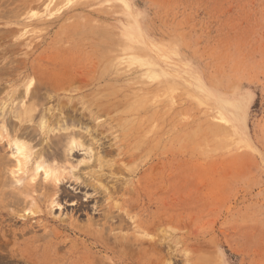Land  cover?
Listing matches in <instances>:
<instances>
[{"label":"rangeland","instance_id":"374dc122","mask_svg":"<svg viewBox=\"0 0 264 264\" xmlns=\"http://www.w3.org/2000/svg\"><path fill=\"white\" fill-rule=\"evenodd\" d=\"M0 4V156L18 117L32 147L28 165L0 172V264H104L111 256L77 232L89 224L109 244L122 234L161 241L153 254L165 263L171 237L174 264H264V0ZM70 137L92 140L94 158L111 148L103 160L121 171L92 179L94 158L65 163ZM55 152L83 182L82 207L52 206L54 186L37 200L49 182L34 176L35 161ZM107 204L128 211L122 230L101 229ZM147 219H160L157 230L135 231Z\"/></svg>","mask_w":264,"mask_h":264},{"label":"bare ground","instance_id":"6f19581e","mask_svg":"<svg viewBox=\"0 0 264 264\" xmlns=\"http://www.w3.org/2000/svg\"><path fill=\"white\" fill-rule=\"evenodd\" d=\"M2 5V4H0ZM10 11V9H9ZM1 16V15H0ZM3 16V14H2ZM4 17V16H3ZM23 64V63H22ZM11 69V68H10ZM6 70V69H5ZM1 71V70H0ZM33 72V70H31ZM10 73V72H9ZM14 73V72H13ZM49 77V76H48ZM2 78V77H1ZM33 79V77H32ZM83 80V79H82ZM64 83L62 82H59V83H56L55 86H53V89H58L59 87H62ZM36 88V87H35ZM68 89V88H67ZM71 89V88H70ZM27 91V90H26ZM31 91H27L25 93V95H27L28 97L31 96ZM34 91H32V94ZM18 95V94H17ZM20 95V93H19ZM111 95V94H110ZM16 99V98H15ZM98 101V100H97ZM95 102V101H94ZM16 104V103H15ZM103 104V103H102ZM105 104V103H104ZM40 105V104H39ZM96 105V104H95ZM58 106V105H57ZM89 106V105H88ZM98 106V105H97ZM111 106V105H110ZM116 106V105H115ZM61 107V106H60ZM101 107V106H100ZM36 108V107H35ZM27 107H25L24 111H22V108H21V113L22 115L20 114V116H24L25 114H28L29 113V109H27ZM56 109V108H55ZM91 109V108H90ZM93 110V109H92ZM12 111V110H11ZM85 111V110H84ZM99 111H102V110H99ZM107 111V110H106ZM19 112V113H20ZM86 112V111H85ZM116 112V111H115ZM113 112V113H115ZM43 113V112H42ZM24 114V115H23ZM72 114V113H71ZM75 114V113H74ZM99 114V112H98ZM105 115V114H104ZM93 116V115H92ZM44 117V116H43ZM55 116L52 114L51 116H49V119H53ZM94 117V116H93ZM97 117V116H96ZM19 119H17L19 122L17 123H14V127L12 128L14 131V133L12 134L13 137L8 139L7 142L5 143L7 145V147L9 148L10 151L9 152V155L3 158H1L2 156H0V172L3 173V175L5 174L6 171H4V169L6 168L7 169V166L6 164H8V162H13V167H15V170H11L9 167V169L11 170L10 173L11 174H15L16 172H18L19 170L22 169V167H24V165H26V163L28 162L29 158L32 156V151H31V146L29 147V145L21 140L20 137H23V129H26V127L23 125V123L21 124V119L20 117H18ZM16 120V119H15ZM44 120V119H43ZM31 121V120H30ZM57 121V120H56ZM107 121V120H106ZM103 125V124H102ZM113 125V124H112ZM37 126V125H36ZM94 126V125H93ZM41 129H45L46 132H52L54 129L52 127H50L49 125H47L46 121H43L42 122V125H41ZM92 127V126H91ZM44 131V130H43ZM57 131V130H56ZM5 132V131H4ZM7 132V131H6ZM85 132V131H84ZM11 133V132H10ZM6 134V133H5ZM29 134V133H28ZM9 135V134H8ZM68 135V134H67ZM71 135H74V134H69V136ZM89 135V134H88ZM26 136V135H25ZM31 136V135H30ZM46 136V135H45ZM58 136V135H57ZM91 136V134H90ZM71 139L68 141V144L66 145V148L64 149L65 152H63L64 157L63 159L65 160V163L67 162L68 164L72 165L73 163L76 164V165H81L83 162H84V159L86 161H90L89 159L91 158L93 160L94 158V151L91 149L92 147H90V145H92V140H89L90 142L88 143V145H84L83 142H77L75 140V138L73 137H70ZM87 140V139H86ZM126 140V138H125ZM88 141V140H87ZM107 143V142H106ZM63 144V143H62ZM61 144V145H62ZM3 146V145H2ZM2 146L0 147V150H2ZM61 147V146H56V149L58 150V148ZM121 147V146H120ZM53 148V147H52ZM44 149L45 148H41L40 151H36L35 153H33L34 157H40L41 155H44L43 152H44ZM61 149V148H60ZM55 150V151H57ZM63 150V149H62ZM61 150V151H62ZM63 150V151H64ZM97 150V148H96ZM100 150V151H99ZM118 150V148L116 149V151ZM81 153L83 152L82 155H80L81 153H78L80 152ZM2 152V151H0ZM93 152V153H92ZM101 152L102 155H97L92 164L93 166H96L94 172L92 173H87L86 175H88L90 178L92 179H95L94 177H96V174L98 176V174H100L101 176H104V173H101V171H103L105 168H107L109 174H113L115 172L114 169L116 170L117 174L119 173V171H121L122 168L120 167H116L111 163V161L109 160H103L104 159V156H110L112 155L113 153V150L111 148H108V147H102L100 149H98V152L99 153ZM118 153V152H116ZM2 154V153H1ZM0 154V155H1ZM61 154V153H60ZM59 152H55L54 155H52L53 157V161H51L50 163H46L41 162L40 161H35V167H34V176L38 175L39 173L43 176V179L46 180V182H49V183H41L39 185V187L36 185V188L39 190V188H41V198H38V202L40 204H43L46 200H48L51 196L50 194V188L52 186L55 187V191H54V196L50 199V203L52 204V206H55L56 209L59 208V206H61V201H66L67 202V205L68 206H74L75 208L76 207H82V203L86 200V199H82V197H86V194L87 191L85 190V188L83 187L82 183L83 182H80V181H77L79 178H78V175H75L77 177H74L71 175V177H67L65 176V174L63 173V170L66 169V166H61V164L59 165L58 164V161H55L57 159L59 160H62V157L60 156ZM125 154V153H124ZM115 155V154H114ZM126 155V154H125ZM4 156V155H3ZM77 156H79V158H76ZM82 156V157H81ZM116 156V155H115ZM132 154H129V157H131ZM32 157V158H34ZM45 157V156H44ZM51 155H48L47 154V158L50 159ZM61 158V159H60ZM9 159V160H7ZM35 159V158H34ZM42 159V158H41ZM55 159V160H54ZM5 160V162H4ZM33 160V159H32ZM63 160V161H64ZM91 160V161H92ZM111 160V159H110ZM113 161V160H112ZM28 165V163H27ZM87 165V164H86ZM116 165V163H115ZM6 166V167H5ZM2 167H5L2 169ZM12 167V169H13ZM27 167V166H26ZM116 167V168H115ZM71 168V167H69ZM25 169V168H24ZM27 169V168H26ZM25 169V170H26ZM89 169V168H88ZM90 170V169H89ZM93 170H94V167H93ZM3 171V172H2ZM73 172V171H71ZM24 173V172H23ZM9 173L6 172V175H8ZM1 175V174H0ZM1 175V177L3 176ZM5 175V176H6ZM20 175V174H19ZM98 176V177H101V176ZM9 176V175H8ZM41 177V176H40ZM72 177L74 178V181H72ZM33 178V177H32ZM71 178V179H70ZM10 179V178H9ZM113 179V178H112ZM111 180V179H109ZM4 181L6 182V180L4 179ZM95 181V180H94ZM100 181V180H99ZM1 182V180H0ZM12 182V181H11ZM30 182V181H29ZM36 182V181H35ZM18 183V181H17ZM123 184H126L125 182L122 183ZM6 185V184H5ZM8 185V184H7ZM20 185V184H18ZM35 186V184H33ZM85 185V184H84ZM92 184L90 183V186ZM110 185V184H109ZM120 186L119 189H124V191L126 190V187L125 186ZM89 186V185H88ZM32 189H33V186H31ZM35 188V187H34ZM36 189V190H37ZM93 189H96V188H93ZM8 190V189H7ZM18 190L20 191L19 192V196L22 195L24 196L23 194H27L28 191H29V185L28 184H23L22 186H20L18 188ZM35 190V189H34ZM35 190V191H36ZM99 190V189H98ZM97 190V191H98ZM106 190V189H105ZM111 190V189H110ZM17 191V190H16ZM11 192V191H10ZM9 192V193H10ZM18 192V191H17ZM3 195L4 196H9V194L5 195V193L0 189V195ZM11 194V193H10ZM106 194V193H105ZM7 196V197H8ZM28 195H25V197H27ZM90 196V195H89ZM87 195V199L89 197ZM2 199H6L5 197ZM12 198L14 197L13 195L11 196ZM21 198H24V197H21ZM107 198H110V195L107 196ZM16 199V198H14ZM90 200V199H89ZM91 200H94V198H91ZM8 200H6L5 203H8L7 202ZM99 201V200H98ZM97 201V203H98ZM11 201H9V204H10ZM65 202V203H66ZM13 203V201H12ZM89 203V202H88ZM96 202H93L92 206L95 204ZM7 204V205H9ZM86 204V203H85ZM117 204V203H116ZM96 205V204H95ZM113 206H115L113 204ZM110 204H107V206L104 208V210L102 209V215H101V220H102V223H100V227L101 229H108L109 231L113 229H119V230H122L124 227H125V215L128 216V211H126V209L123 208V206H120L118 207L119 205H117V207L115 206V208H117V210L115 211H120L117 212L116 214H114L112 212V207ZM125 207V206H124ZM91 209V208H90ZM93 209V207H92ZM96 209V207L94 208ZM93 209V211H94ZM112 209V210H111ZM121 210L125 213H121ZM77 211V210H76ZM28 212V211H27ZM25 212L24 214L29 215V213ZM100 214V213H99ZM24 218V216H23ZM26 218V217H25ZM153 218V217H152ZM27 219V218H26ZM136 222V221H135ZM160 223V219H147L146 221H143L140 222V223H136V230L137 232H139L140 230L139 229H143V230H147V231H153L155 232L158 228V225ZM26 225V224H25ZM31 227V229L27 230V231H34L32 228L34 226H38V225H33V224H30L29 225ZM28 227V226H27ZM67 230V229H66ZM78 233L86 236L87 238H92L95 242V244L99 245L101 251L109 254L111 257L110 259L108 260H112V264H174V263H171L172 262V244H173V238L170 239L167 241V248L168 250H170L168 252V255H167V263H165L164 261L162 260H159L158 258H155L154 257V254L155 253V249L156 247H159L161 245V241H155L154 239H150V240H144L143 237H141L140 235H135V234H132V235H128V234H122V235H112V244L104 239V238H101V237H98L94 234L93 230L90 228V224L84 228H78L77 229ZM125 230V229H124ZM29 232V233H30ZM74 232V231H73ZM171 235V233H170ZM92 236V237H90ZM97 237V238H95ZM37 237H35L36 239ZM57 238V237H56ZM107 241V242H106ZM175 246V245H174ZM91 248V246H90ZM95 248V247H94ZM104 253V254H105ZM46 256V255H45ZM105 256V255H104ZM20 257H22V259H25V261H31V259L28 257V256H24L23 254H20ZM162 257V256H161ZM48 258V256H47ZM104 257L102 256V259ZM48 259H44V261H47ZM108 260L107 261H104V264H109L108 263ZM96 261V260H95ZM28 262V263H29ZM89 262V261H88ZM31 263V262H30ZM78 263V262H77ZM87 263V262H86ZM32 264H35L34 262H32ZM38 264H42V263H38ZM44 264H56V263H50V261H47V262H44ZM75 264V263H74ZM80 264V263H78ZM101 264V263H100Z\"/></svg>","mask_w":264,"mask_h":264}]
</instances>
